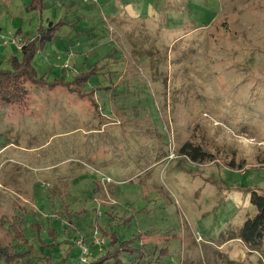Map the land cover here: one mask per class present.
Segmentation results:
<instances>
[{
	"label": "rangeland",
	"instance_id": "obj_1",
	"mask_svg": "<svg viewBox=\"0 0 264 264\" xmlns=\"http://www.w3.org/2000/svg\"><path fill=\"white\" fill-rule=\"evenodd\" d=\"M33 1L0 0V68L51 33L48 83L0 103V240L18 217L51 264L102 231L125 264H264L230 238L264 194V0Z\"/></svg>",
	"mask_w": 264,
	"mask_h": 264
},
{
	"label": "trees",
	"instance_id": "obj_2",
	"mask_svg": "<svg viewBox=\"0 0 264 264\" xmlns=\"http://www.w3.org/2000/svg\"><path fill=\"white\" fill-rule=\"evenodd\" d=\"M38 5V0H35L30 8ZM50 39L51 33H47L42 29H39L32 38L26 36L20 47L19 55L8 58L10 68H0V103L5 102L10 106H14V108L20 109L26 102L27 85L48 83L44 74H37L33 67V59L37 51L42 50ZM56 83L54 81L50 84ZM191 144V141L185 142L180 150L183 151L187 147H191ZM196 149V151L199 150ZM200 155L202 158L206 157L202 152ZM250 202L255 208V213L252 216L247 214L239 230L230 238H238L250 252L264 255V194L251 191ZM20 223H22L20 218H14L9 223V228L5 229L11 243H3L0 240V264H38L37 262L51 264L49 257L39 256L27 239L22 238L23 227ZM101 233L107 239L105 249L95 256L91 255L89 258L86 255L85 261L80 262V264H125L120 256L121 252L134 253L128 241L119 243L114 233L104 231ZM50 235L54 239L51 231ZM116 243L118 246H115ZM51 246L53 247L54 244L51 243ZM66 261L67 259L62 257L58 264H68Z\"/></svg>",
	"mask_w": 264,
	"mask_h": 264
},
{
	"label": "built area",
	"instance_id": "obj_3",
	"mask_svg": "<svg viewBox=\"0 0 264 264\" xmlns=\"http://www.w3.org/2000/svg\"><path fill=\"white\" fill-rule=\"evenodd\" d=\"M81 249H82V252H85L86 253L87 250L84 247L81 246Z\"/></svg>",
	"mask_w": 264,
	"mask_h": 264
},
{
	"label": "crops",
	"instance_id": "obj_4",
	"mask_svg": "<svg viewBox=\"0 0 264 264\" xmlns=\"http://www.w3.org/2000/svg\"><path fill=\"white\" fill-rule=\"evenodd\" d=\"M21 39H23V40H24V38H21Z\"/></svg>",
	"mask_w": 264,
	"mask_h": 264
}]
</instances>
